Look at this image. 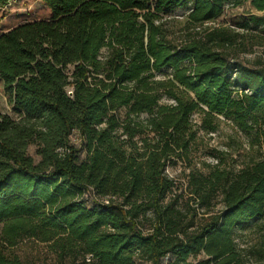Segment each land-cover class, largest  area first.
Segmentation results:
<instances>
[{"label": "trees", "instance_id": "trees-1", "mask_svg": "<svg viewBox=\"0 0 264 264\" xmlns=\"http://www.w3.org/2000/svg\"><path fill=\"white\" fill-rule=\"evenodd\" d=\"M11 1L0 264H47L21 261L24 240L53 264H264V151L236 171L190 170L183 190L166 174L220 119L264 148V58H241L264 47V16L207 25L264 0H38L7 19Z\"/></svg>", "mask_w": 264, "mask_h": 264}, {"label": "rangeland", "instance_id": "rangeland-1", "mask_svg": "<svg viewBox=\"0 0 264 264\" xmlns=\"http://www.w3.org/2000/svg\"><path fill=\"white\" fill-rule=\"evenodd\" d=\"M43 8V4L38 1L13 0L4 7L7 19L16 15L33 16L38 10ZM185 10H174L171 14L182 17ZM257 17L264 16V12H256L248 3L235 9H227L214 22L208 23V26H228L236 28L234 24L242 23L249 15ZM264 58V47H254L250 53L241 55L243 60L253 62L255 58ZM161 77V76H158ZM168 102V101H166ZM0 114L14 116L12 108L7 104L6 99L0 96ZM194 123L199 122V117H191ZM264 151V148L251 144L250 138L240 133L229 122L220 119L218 130L215 133H199L196 141L191 146V153L186 164H177V166L167 167L166 174L176 181V184L183 190L186 186V176L190 170L206 174L210 168L218 166L236 171L243 164L249 162L252 158H257ZM33 148L29 149L32 155ZM220 200V199H219ZM222 207L218 204L216 209ZM247 244L253 242L255 235L246 232L241 238ZM14 253L24 263L44 261L47 264H53L51 255L43 245H38L33 241L24 240L13 249Z\"/></svg>", "mask_w": 264, "mask_h": 264}]
</instances>
